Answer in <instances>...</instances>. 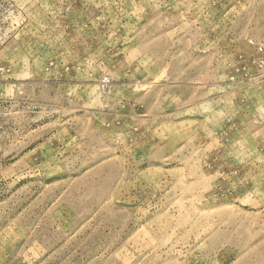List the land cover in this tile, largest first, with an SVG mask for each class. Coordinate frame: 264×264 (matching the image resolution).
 I'll list each match as a JSON object with an SVG mask.
<instances>
[{
  "label": "rangeland",
  "instance_id": "374dc122",
  "mask_svg": "<svg viewBox=\"0 0 264 264\" xmlns=\"http://www.w3.org/2000/svg\"><path fill=\"white\" fill-rule=\"evenodd\" d=\"M0 264H264V0H0Z\"/></svg>",
  "mask_w": 264,
  "mask_h": 264
}]
</instances>
